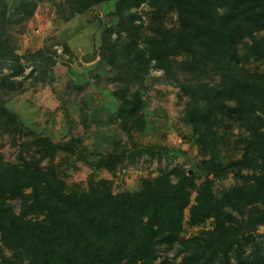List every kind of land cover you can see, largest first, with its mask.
Instances as JSON below:
<instances>
[{"label": "trees", "instance_id": "1", "mask_svg": "<svg viewBox=\"0 0 264 264\" xmlns=\"http://www.w3.org/2000/svg\"><path fill=\"white\" fill-rule=\"evenodd\" d=\"M104 1L66 0L73 15ZM37 3L21 1L9 15L0 0V71H11L4 81L24 74L11 29ZM143 5L147 24L134 12ZM115 15L101 62L111 66L107 81L115 85L119 117L126 124L143 119L146 78L152 68L162 70L186 97L206 179L197 185L177 166L136 193L116 194L104 178L79 193L52 163L59 146L37 137L38 161L0 162V264H264V72L250 67L264 62V0H118ZM25 59L34 65L31 76L55 65L46 50ZM0 109L16 127V117ZM235 129L241 156L227 160L224 137ZM117 160L110 154L99 166L112 173ZM230 174L242 183L217 194L214 179ZM185 224L203 229L186 238ZM158 246L175 249L174 257L158 262Z\"/></svg>", "mask_w": 264, "mask_h": 264}, {"label": "rangeland", "instance_id": "2", "mask_svg": "<svg viewBox=\"0 0 264 264\" xmlns=\"http://www.w3.org/2000/svg\"><path fill=\"white\" fill-rule=\"evenodd\" d=\"M21 1L29 0H5L9 15ZM36 1L31 17L11 29L25 68L23 76L4 81L11 71H0V107L16 117L18 124L14 127L0 109V162L20 165L26 159L38 161L40 154L33 140L42 137L59 146L52 163L75 192H86L90 181L104 178L111 180L116 194L136 193L145 181H153L177 166L191 171L197 185L203 183L206 174L198 168L202 158L186 117V97L177 85L165 80L162 70L152 68L146 78L147 88L141 91L143 119L126 124L119 117L116 88L107 81L111 66L101 62L108 28L118 21V0H105L79 15L71 13L66 0ZM147 10L146 5L134 10L146 24L150 21ZM164 23L169 28L176 26L168 19ZM112 37L117 39V34ZM39 50H46L55 65L45 76L37 71L31 76L34 65L25 58ZM95 52V60L83 61ZM250 67L264 72L263 61H253ZM11 82H15L14 87ZM239 133L235 129L225 134L227 160L241 156L235 147ZM110 154L119 157L112 173L99 166L100 160ZM48 164V160L41 163L44 167ZM237 183L242 182L230 174L224 181L214 179V189L220 194ZM195 197L193 192L191 204ZM188 216L189 209L185 220ZM184 228L186 238L203 229L186 224ZM259 233L263 234L264 228ZM259 240L264 242L263 237ZM157 251L158 262L173 258L176 252L167 251L165 246H158Z\"/></svg>", "mask_w": 264, "mask_h": 264}, {"label": "water", "instance_id": "3", "mask_svg": "<svg viewBox=\"0 0 264 264\" xmlns=\"http://www.w3.org/2000/svg\"><path fill=\"white\" fill-rule=\"evenodd\" d=\"M96 58H97V52H95V53L93 54V56H91V57L83 58V61H84V62H92V61L95 60Z\"/></svg>", "mask_w": 264, "mask_h": 264}]
</instances>
